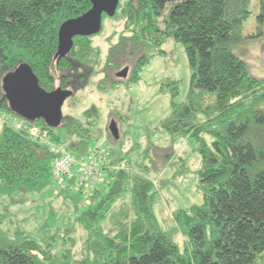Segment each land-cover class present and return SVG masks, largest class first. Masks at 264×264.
<instances>
[{"label": "trees", "instance_id": "obj_1", "mask_svg": "<svg viewBox=\"0 0 264 264\" xmlns=\"http://www.w3.org/2000/svg\"><path fill=\"white\" fill-rule=\"evenodd\" d=\"M258 3L257 33L248 37L264 36V0ZM250 4L120 0L114 15L103 13L98 33L74 36L70 52L57 59L60 25L86 12L91 0H0V112L6 114L0 128L1 202L22 203L56 184L61 207L67 208L61 215L49 203L33 230L6 226L12 219L7 209L0 210V264H264V77L254 75L237 51L248 38L243 22L251 13ZM107 19L113 31L104 37L103 50L94 37L103 33ZM169 38L184 45L191 77L184 102L175 100L178 80L169 81L172 110L162 128L174 138L197 139L195 171L203 195L201 203L173 213L187 237L183 250L160 224L155 211L158 189L151 175L164 169L175 151L165 153L156 166L152 155L150 165L107 147L105 176L92 188L74 170L56 178L52 161L57 154L11 123L24 118L11 110L2 88V77L27 62L45 89H74L68 98H76L75 104L77 91L93 77L99 90L138 82L143 67L165 51L161 46ZM126 65L128 75L117 76ZM84 114L85 120L63 112L57 127L42 118L28 121L48 129L57 143L67 139L68 149L83 158L103 137L95 122L97 105L92 103ZM125 197L129 200L121 201ZM76 225L87 232L81 254L71 246Z\"/></svg>", "mask_w": 264, "mask_h": 264}, {"label": "rangeland", "instance_id": "obj_2", "mask_svg": "<svg viewBox=\"0 0 264 264\" xmlns=\"http://www.w3.org/2000/svg\"><path fill=\"white\" fill-rule=\"evenodd\" d=\"M250 8L251 13L243 22V34L247 37L257 33L258 0H251ZM105 24L103 33L94 37L95 42L101 44L103 50H106L107 47L104 37L113 31L108 19ZM121 27L122 25L118 28ZM263 41L264 36L256 34L239 44L237 50L246 60L251 72L261 78L264 77ZM161 48L165 51L151 57L149 63L143 67L140 74L141 79L138 82L123 81L107 90H99L95 85L97 78L93 77L87 86L77 91L75 104L74 99L76 98L66 99L63 112L85 120L84 110L95 103L99 109V115L95 122L103 131V137L96 141L95 146L102 149L113 148L146 163H150L152 155L153 159H157L156 166L163 163L162 158L165 153L175 151L165 168L159 170L158 173L152 171L151 175L158 189L155 211L160 224L173 234L180 249L183 250L187 237L177 227L173 213L180 208H186L203 201L202 192L198 189L199 177L195 171L199 165V160H197L199 158L198 141L194 136L174 138L172 134L162 128V121L172 110L170 89L172 84H169V81L178 80L179 92L175 96V100L177 102L187 101L191 69L182 43L169 38ZM162 85L166 87L165 90H162ZM5 117L6 114L0 112V128ZM112 119L118 122L120 133L119 138L114 140L108 136L107 130ZM207 139L210 138L207 137ZM61 142L68 148L67 139ZM75 156L77 161L82 159L76 154ZM53 174L55 176L54 172ZM62 178L64 175L60 176V179ZM57 187L56 184L51 185L41 192L33 193L25 202L9 203L8 206H4V201L0 197V210L7 209L8 218L12 219V224L7 225L8 223H6L5 225L13 228L15 224H20L33 230L44 218L49 203L59 209L62 215L67 211V208L65 205L61 207V198L56 195ZM124 196H129V193ZM123 200H129V198L125 197L121 201ZM71 234L75 239L71 246L76 254H81L87 232L81 226L76 225ZM70 242H72L71 238H69L68 245Z\"/></svg>", "mask_w": 264, "mask_h": 264}, {"label": "water", "instance_id": "obj_3", "mask_svg": "<svg viewBox=\"0 0 264 264\" xmlns=\"http://www.w3.org/2000/svg\"><path fill=\"white\" fill-rule=\"evenodd\" d=\"M120 0H91L92 6L83 14L63 21L58 32V46L54 57L59 59L67 55L76 35H92L102 28L103 13L114 15ZM129 66L116 72L117 76L126 77ZM4 97L9 107L26 120L42 118L46 124L57 127L63 119V105L74 92L72 88L56 86L47 90L39 83L37 74L31 65L22 62L2 77ZM109 130L119 138V127L115 119L109 124Z\"/></svg>", "mask_w": 264, "mask_h": 264}, {"label": "built area", "instance_id": "obj_4", "mask_svg": "<svg viewBox=\"0 0 264 264\" xmlns=\"http://www.w3.org/2000/svg\"><path fill=\"white\" fill-rule=\"evenodd\" d=\"M11 123L17 128L27 129L33 139L48 144L50 149L57 154L52 161L56 177L71 173L76 168L74 171L80 173L87 181L88 188H92L104 178L103 166L108 163L104 149L96 146L89 150L82 159H79L80 161H77L75 154L63 143H57L51 139L48 129L34 127L26 119H11Z\"/></svg>", "mask_w": 264, "mask_h": 264}, {"label": "flooded vegetation", "instance_id": "obj_5", "mask_svg": "<svg viewBox=\"0 0 264 264\" xmlns=\"http://www.w3.org/2000/svg\"><path fill=\"white\" fill-rule=\"evenodd\" d=\"M130 69V68H129ZM129 73V72H128Z\"/></svg>", "mask_w": 264, "mask_h": 264}]
</instances>
